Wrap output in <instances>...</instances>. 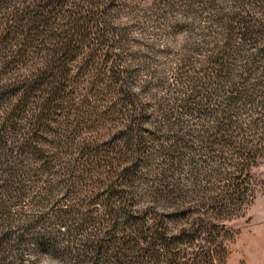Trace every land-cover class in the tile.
I'll return each mask as SVG.
<instances>
[{"label":"trees","instance_id":"obj_1","mask_svg":"<svg viewBox=\"0 0 264 264\" xmlns=\"http://www.w3.org/2000/svg\"><path fill=\"white\" fill-rule=\"evenodd\" d=\"M137 6L0 0V264H225L264 158V0ZM162 25L197 40L155 71L130 43L163 51Z\"/></svg>","mask_w":264,"mask_h":264},{"label":"rangeland","instance_id":"obj_2","mask_svg":"<svg viewBox=\"0 0 264 264\" xmlns=\"http://www.w3.org/2000/svg\"><path fill=\"white\" fill-rule=\"evenodd\" d=\"M135 1L138 2V6L136 7L134 14H137L139 18L142 14L146 15L148 13H151L152 17L154 16L152 11L150 10V4H152L153 0ZM120 16L122 20H129L127 17H130L131 15L128 10L124 9L120 13ZM176 20H178V18ZM158 21L159 20H154L152 21V23H157ZM128 22L132 23L133 21ZM135 29L136 28H134V30ZM163 29H155L160 33L162 31L163 34V37L160 36V39L159 37L155 36V38H157V43L159 41V44L155 47L159 49L163 48V51L161 52H148L145 51V47L140 46L136 42L130 43V49L132 51L135 50L136 52H141L138 53L141 58L147 57L146 63H148V66H151V69L155 71H159L168 67L169 69H171L177 63L186 60L187 55L190 53L189 50L192 48L191 44H193V42L197 40V37H188L187 32L184 30L177 34L168 35L165 32L170 30L169 27L163 26ZM135 32H137V30ZM133 37L135 38V34H133ZM146 52L149 54V56H142V53ZM129 57L130 56H128L127 59H129ZM193 58L195 59L190 61H192L193 65H195L196 67H199L204 63V58L202 56L192 57V59ZM138 60L140 61V59ZM24 67V64L19 65L17 68V72H22L24 70ZM159 98L167 99L166 94L164 93V89L154 86L151 94L148 97L149 103L151 102L152 105H157ZM154 101L156 102L153 103ZM187 172L190 171L185 169L182 172L181 176L184 173L187 174ZM251 173L253 180L256 183L255 197L252 203L246 207L243 215L226 221L225 224L226 226H228V229H226L224 235L221 237V243L218 244L217 247L218 256L221 261L223 260V262H225V264H264V158L260 159L258 164L252 168ZM194 181V178L192 177V175H190L187 183L190 188H192V184L194 183ZM180 222L182 221H179L177 223L180 224ZM173 224L177 226L176 222H174ZM182 224L185 223L182 222ZM41 264L56 263L42 262Z\"/></svg>","mask_w":264,"mask_h":264}]
</instances>
